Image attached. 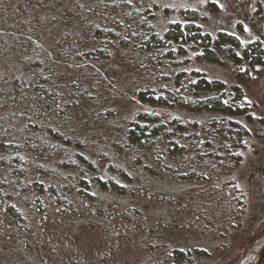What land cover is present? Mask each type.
I'll return each mask as SVG.
<instances>
[{
    "label": "rangeland",
    "instance_id": "rangeland-1",
    "mask_svg": "<svg viewBox=\"0 0 264 264\" xmlns=\"http://www.w3.org/2000/svg\"><path fill=\"white\" fill-rule=\"evenodd\" d=\"M98 4L106 11L96 13ZM129 6L150 9L161 33L193 9L213 38L222 31L264 38V0H0V264H264V73L242 84L254 123L233 168L188 184L156 162L138 164L126 131L145 108L139 90L160 88V76L173 79L182 67L230 87L236 73L225 54L212 62L189 49L174 67L157 69L147 51L116 41L106 48L95 30H116ZM58 90L59 112L48 101ZM158 111L184 120L216 116ZM28 137L39 140L36 149L18 146ZM22 153L30 166L45 167L34 171L48 187L62 178L72 183L56 187L65 192L59 202L36 185L40 176ZM83 190L89 197L78 199ZM9 203L19 220L6 212ZM175 248L200 254L186 262L171 256Z\"/></svg>",
    "mask_w": 264,
    "mask_h": 264
},
{
    "label": "trees",
    "instance_id": "trees-1",
    "mask_svg": "<svg viewBox=\"0 0 264 264\" xmlns=\"http://www.w3.org/2000/svg\"><path fill=\"white\" fill-rule=\"evenodd\" d=\"M102 8V5L96 6L95 12L106 11ZM128 11L129 16L118 22L116 30L105 31L103 28L95 30L96 38L101 44H107L106 48L114 45L111 43L116 41L121 47L132 46L136 50L147 51L150 53V62L157 69L174 67L180 61L179 56L189 49L198 50L196 55L201 60L212 62L221 61L222 55L225 54L236 73V82L230 87L223 79L210 77L202 69L188 71L182 67L173 79L170 74L160 76V88L148 87L139 90L137 96L145 108L130 120L126 131V147L134 159L136 158L134 161H138V164L144 162L145 166L150 162H156L170 176H175L188 184L203 183L204 180L211 179L213 171L222 172L221 167L229 169L231 165L233 168L239 163L244 138L250 132L248 123H254L252 106L242 84L264 73V38L257 37L247 41L242 34L227 31H222L218 37L213 38L202 30L199 23L200 15L193 9L184 12L185 20L172 23L161 33L154 27L150 9L144 12L131 10L129 6ZM121 32L122 37L119 35ZM99 53L107 57V52ZM37 94L46 98L41 89ZM9 98L12 99L13 96ZM60 99L62 97L59 90L54 99H48L51 107L59 109L57 112L61 111L63 106L62 102H59ZM35 103L43 107L42 100L36 98ZM54 104H58L59 107H55ZM51 107L47 109L51 110L49 109ZM163 108L203 117L204 114L216 116L205 121L184 120L183 116L169 117L158 111ZM22 143L35 149L36 144H40L38 139L32 137L18 142V146L21 147ZM34 151L33 154L39 160V155L36 154V150ZM78 154L82 155L81 152ZM20 155L23 157L20 159L27 165L32 162L29 155L25 153ZM72 161H75V158ZM35 165L45 168L39 161ZM34 166H30V170H36ZM34 172L40 176V180L35 181L36 185L49 190L48 192L56 197L58 202L59 197L65 192L57 188L62 187L63 190L65 187L71 188L72 183L63 178L56 181L58 186L50 184L48 187V180L44 177L42 179V173ZM86 178L82 177V185L87 184ZM98 180L103 187L124 193V187L119 186L114 180H103L99 177ZM83 192L81 196L78 194V199L89 197L85 194L86 190ZM63 207L66 210V205ZM6 212L9 213V217L13 216L16 219L18 217L19 220L20 215L11 203L6 206ZM172 252V257L187 262L192 254H200V249L190 251L175 248Z\"/></svg>",
    "mask_w": 264,
    "mask_h": 264
}]
</instances>
